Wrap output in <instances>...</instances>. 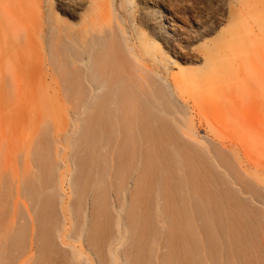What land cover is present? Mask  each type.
<instances>
[{
	"label": "bare ground",
	"instance_id": "6f19581e",
	"mask_svg": "<svg viewBox=\"0 0 264 264\" xmlns=\"http://www.w3.org/2000/svg\"><path fill=\"white\" fill-rule=\"evenodd\" d=\"M113 1L32 2L45 35L36 50L5 52L12 74L1 71L0 264H244L261 224L239 195L264 204V163L249 159L245 144L243 154L200 144L172 94L194 95L202 76L221 88L250 74L248 59L262 60L264 15L251 14L252 40L233 12L226 42L205 50L193 78L169 83L168 63L179 66L183 53L192 65L194 55L164 25L153 24L149 37L139 27L146 21L117 14ZM259 4L246 0V11ZM22 55L31 60L19 62Z\"/></svg>",
	"mask_w": 264,
	"mask_h": 264
},
{
	"label": "rangeland",
	"instance_id": "374dc122",
	"mask_svg": "<svg viewBox=\"0 0 264 264\" xmlns=\"http://www.w3.org/2000/svg\"><path fill=\"white\" fill-rule=\"evenodd\" d=\"M44 1L45 0H10L8 3L7 0L0 1V5L2 2L3 6L0 7L3 10L1 8L0 9L2 11L6 9L5 11L8 12H4V14H6L2 15V11L0 10V19L3 18L4 20H1L6 24L7 21H5V19L9 20L8 24H5L4 28V22L1 23V28L3 30L0 31V34L2 33V36L0 35V39L2 38L1 42L3 43L0 42V86L2 84L1 71L6 69L8 70V75L11 76L12 74V70L8 62L5 60V52L14 47L12 45H15L18 49L21 47L20 50H26V48L36 50L37 40L39 41L45 35V32L41 31L39 27H37L35 18L36 6L33 4L34 2L35 4L36 2L43 4ZM16 2L21 5L23 11L22 9L19 10L20 7L16 5ZM101 2L104 3L105 0H101ZM126 2L127 0L113 1V3H115L117 14L127 15V13L132 11L135 13V16L140 18L142 17L146 22L144 24H140L139 27L151 38H153V33L151 32L152 29L150 27L153 26V24L154 26L164 25L166 28L168 27L172 29L175 33V36L173 37L174 40L177 39V42L182 50L185 49L182 52L186 51L185 53H187L190 51V54L194 55L196 58V62H194L195 64L193 63L191 65L189 64L191 63V60L189 61L188 58L187 60L186 58L184 60V54L179 53L182 56L176 57L179 66L168 63V70L164 73V78L166 81L168 80L167 82L169 83L172 82L173 77L177 79L184 78L186 80L193 78L190 72L199 70L202 67V63L205 60L203 54L205 50L215 49L221 46L223 42H226L232 33L235 21L237 20L236 16L234 17L233 12H237L239 17L242 18L244 24L251 29L249 36L252 40L259 35L255 24L256 17H253V15L258 12L264 15V0H260L259 6H252L253 11L251 13L246 11V0H130V4H127ZM15 8L17 9L16 12ZM152 11L155 15L153 17L154 20L156 19L155 21H152L151 18L148 17V14ZM157 12L161 15L159 14L158 16V14H156ZM12 13H15V15ZM252 13L253 15H251ZM22 14L24 15L22 16ZM76 21L74 20L73 22ZM16 33L17 36H15ZM239 35L242 36L245 42L247 41L246 36L243 35L242 31L239 32ZM15 37L18 38V40ZM26 38L27 40L25 41ZM19 39L23 41H20ZM262 44L264 46V39ZM261 54L262 60H259L257 56H252V58L248 59L249 61L254 60L253 69L255 68L256 70H251L249 72L250 74L243 75L241 78L239 77L240 80L237 79L236 81L230 82L227 80L228 82L222 85L221 88L215 85L213 88V86H210L211 81L205 76H202L203 79H201V81L205 85L202 86L198 92H195L194 95L184 92L172 94V97L173 95L174 97L176 96V98L173 97V100L176 99L178 104L180 103L178 105L174 101L177 106H181L185 112H188L191 115L195 128V140L199 141V143L200 141H203L205 142V145L206 143L209 145L211 144V146L224 150V152H227L228 154L237 151L243 154V151L240 150V152L239 149H242V147H244L242 145L245 144L246 149L250 148L249 151H252L249 152L247 150L249 159H252L260 164L264 163V47L261 50ZM22 57H24V55L20 57L19 62L23 61L22 63H25L31 60V58L28 59L27 57ZM34 57L35 56L32 54V58ZM236 61L238 60L236 59ZM5 65L7 68H5ZM180 69H184L186 72L182 74L179 71ZM253 71L257 73L254 74L255 72L252 73ZM234 85L239 89H235ZM234 91H237V94ZM14 94L15 91L13 95ZM216 98L220 99L216 100ZM229 103L231 105H229ZM227 106H232L231 108H234L235 110L233 109L234 111H232V109L230 110V107L228 109ZM233 113L235 116H233ZM233 117H236L235 120ZM239 117H241V120ZM211 118L213 120H211ZM211 121H216V124L213 125ZM218 123L221 125V128H219L220 125H218L219 127L217 126ZM246 141L251 144L252 148L248 147L247 143H245ZM200 144L204 145L203 143ZM234 145H238L237 149ZM242 154L239 155L243 158ZM210 162L212 163V159H210ZM249 164L247 165V162L243 163L244 166H249ZM238 167L239 166H237V169H239ZM240 169L242 170L241 167ZM250 170L253 172V168ZM214 171L221 173L220 169H215ZM232 189L237 192L236 187H232ZM257 190L261 197V201H264V186H258ZM239 196L246 205L245 210H247L250 214H257V219L261 224V228L256 230L255 236L250 240L252 249L248 253H245L244 264H264V204L250 199L249 196ZM86 211L88 215L90 212V203H88Z\"/></svg>",
	"mask_w": 264,
	"mask_h": 264
}]
</instances>
